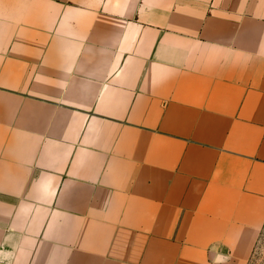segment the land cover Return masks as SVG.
I'll list each match as a JSON object with an SVG mask.
<instances>
[{"label":"crops","instance_id":"1","mask_svg":"<svg viewBox=\"0 0 264 264\" xmlns=\"http://www.w3.org/2000/svg\"><path fill=\"white\" fill-rule=\"evenodd\" d=\"M264 228V0H0V264H248Z\"/></svg>","mask_w":264,"mask_h":264},{"label":"rangeland","instance_id":"2","mask_svg":"<svg viewBox=\"0 0 264 264\" xmlns=\"http://www.w3.org/2000/svg\"><path fill=\"white\" fill-rule=\"evenodd\" d=\"M248 264H264V229L258 240L256 254L254 255L253 260H249Z\"/></svg>","mask_w":264,"mask_h":264},{"label":"trees","instance_id":"3","mask_svg":"<svg viewBox=\"0 0 264 264\" xmlns=\"http://www.w3.org/2000/svg\"><path fill=\"white\" fill-rule=\"evenodd\" d=\"M263 229H264V228H263ZM257 245H258V242H257ZM257 245H256V247H255V249H254V251H253V254H252L250 260H253L254 255L256 254V248H257Z\"/></svg>","mask_w":264,"mask_h":264}]
</instances>
